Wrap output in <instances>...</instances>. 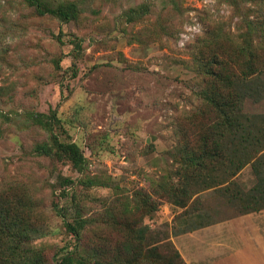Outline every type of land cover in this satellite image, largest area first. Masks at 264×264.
<instances>
[{
    "label": "rangeland",
    "instance_id": "1",
    "mask_svg": "<svg viewBox=\"0 0 264 264\" xmlns=\"http://www.w3.org/2000/svg\"><path fill=\"white\" fill-rule=\"evenodd\" d=\"M44 1L52 8L76 3L78 18L64 21L40 15L25 0H0V190L37 199L41 230L30 246L53 263L77 245L55 207L72 220L87 219L80 244L98 245L113 261L130 230L146 250L246 211L264 237V158L256 172L250 164L230 183L228 163L200 154L204 137L220 142L224 157L240 146L205 99L214 85L198 68L225 59L248 34L246 21L263 17L264 4ZM243 110L264 117V99H247ZM33 113L56 114L55 134L80 147L84 168L35 154L52 134ZM192 239L195 246L204 241Z\"/></svg>",
    "mask_w": 264,
    "mask_h": 264
},
{
    "label": "trees",
    "instance_id": "2",
    "mask_svg": "<svg viewBox=\"0 0 264 264\" xmlns=\"http://www.w3.org/2000/svg\"><path fill=\"white\" fill-rule=\"evenodd\" d=\"M25 1L35 7L40 15L51 14L64 21L78 18L79 8L74 2L63 3L57 8H52L44 0ZM255 1H261L264 4V0ZM246 23H249L248 34L241 38V43L231 44L225 59L215 56L198 67L199 73L210 79L214 85L212 92L204 94L205 99L219 111L223 119L220 125L225 126L237 136L234 140L237 144H233L240 146V148L236 147L237 154L224 157L223 154H219L221 143L215 139L213 141V136L204 137L200 154L218 156L228 163L232 173L231 177L229 175L231 180L226 181L230 183L234 182L237 175L250 164L256 172V166L264 158V117L255 118L243 112V105L247 99L256 102L264 99V15L262 18L255 21L249 20ZM30 116L52 134L50 143L36 145L35 154L67 162L75 167L86 166V157L80 147L74 142L62 141L55 134L58 122L55 113L51 115L33 113ZM253 134H257V137ZM251 135H253L252 138ZM210 141L215 146H210ZM221 186L220 181L213 187L218 190ZM55 210L62 216L67 232L73 236L77 245L60 259L56 258L53 263H50L41 249L33 248L29 244V241L33 240V237L41 230V226L35 220L38 213L37 199L25 190L14 188L0 190V264H187L169 237L165 240H156L155 246L144 250L139 242L135 243L132 240L134 234L131 230L127 232L128 238L117 249L114 261L110 260L107 250L99 248L98 245L80 244L83 233L87 229V219L75 216L72 220L65 208L55 207ZM128 210L129 208H126L127 213ZM246 212L240 215L250 213ZM205 225L208 224H198L195 228H187L182 232L186 233ZM125 227L130 228L131 224L128 223Z\"/></svg>",
    "mask_w": 264,
    "mask_h": 264
},
{
    "label": "crops",
    "instance_id": "3",
    "mask_svg": "<svg viewBox=\"0 0 264 264\" xmlns=\"http://www.w3.org/2000/svg\"><path fill=\"white\" fill-rule=\"evenodd\" d=\"M253 219L249 213L208 224L182 232L173 242L187 264H264V237ZM197 235H203L202 245L193 244Z\"/></svg>",
    "mask_w": 264,
    "mask_h": 264
}]
</instances>
